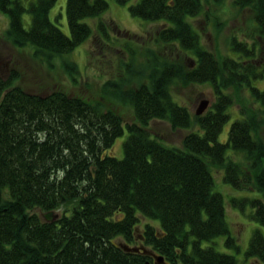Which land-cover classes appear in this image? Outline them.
Here are the masks:
<instances>
[{"label":"trees","instance_id":"1","mask_svg":"<svg viewBox=\"0 0 264 264\" xmlns=\"http://www.w3.org/2000/svg\"><path fill=\"white\" fill-rule=\"evenodd\" d=\"M56 1L0 0L8 18L4 35L46 61L66 57L94 32L110 47L122 38L121 71L102 92L127 103L134 120L125 122L101 100L26 91L13 69L0 74V264H155L150 253L118 241L142 244L170 264H237L233 253L214 245L224 235L225 246L240 251L213 166L225 183L247 192L229 196V203L255 222L245 256L264 263V88L254 82L264 77V47L260 52L258 37L231 35L230 52L222 56L203 44L191 20L204 15L209 21L210 5L223 0H133L132 15L158 22L151 43H137L142 36L129 32L131 38L112 36L114 25L103 16L108 0H66V32L49 15ZM231 2L253 12V35L264 39V0ZM63 61L66 70L77 69L75 61ZM183 82L210 85L214 99L202 113L174 97L172 85ZM231 87L247 89L251 105H239L219 140L235 100ZM155 118L187 128L182 144L154 136L148 125ZM125 127L119 157L108 149ZM49 210L58 216L45 220L41 211ZM140 215L157 224L140 227Z\"/></svg>","mask_w":264,"mask_h":264},{"label":"rangeland","instance_id":"2","mask_svg":"<svg viewBox=\"0 0 264 264\" xmlns=\"http://www.w3.org/2000/svg\"><path fill=\"white\" fill-rule=\"evenodd\" d=\"M109 6L103 16L114 25L110 29L112 36L127 38L131 34L141 35L135 37V41L151 43L149 36L158 26L157 21H150L140 16L132 15L129 11V4L133 0L125 3H119L115 0H108ZM210 20L207 21L204 15L192 18V23L201 31L203 44L212 50L217 56L225 55L230 52L228 47V38L231 35L238 37H258V49L261 52L264 47V39L257 36L252 25V11L249 8L240 9L232 4L231 0H223V4H212ZM50 18L56 22L64 31L68 32L66 20V0H57L49 11ZM215 16V22L213 18ZM28 15H26V18ZM112 22V23H111ZM8 25L6 14L0 11V74L6 76L12 69L18 74L15 83L24 90L45 94L53 90H61L68 94H75L89 100H101L106 107L112 108L120 113L125 122L134 120L131 107L121 101H114L107 98L102 92L103 83L116 77L121 71L118 56L120 52L119 45L121 39H116L114 46L110 47L107 43L98 38L94 32L83 42L74 47L67 56H57L52 61L40 60L32 54L30 46L17 47L4 35ZM118 25V26H117ZM118 27V28H117ZM251 34L249 35V33ZM252 38V37H251ZM250 40V38H249ZM262 54L257 53L259 58ZM64 57V58H63ZM64 59L75 61L77 69L70 72L64 67ZM255 84L264 88V77L256 79ZM234 93L235 100L231 107V116L224 124L218 139L224 140L227 137V131L233 118L237 115L239 105H251L250 96L247 89L230 88ZM237 91V92H236ZM174 97L180 102L188 105L194 112L199 101L203 98L208 99L209 103L214 99L212 89L208 83H175L172 85ZM238 95V96H237ZM148 128L150 132L164 143L181 145L187 128H172L167 120L152 119ZM259 134L264 137V124L259 129ZM127 135V129L118 136L108 152L117 156L123 155L122 142ZM237 157V155H236ZM212 171L215 179L216 189L222 191L225 198L226 219L229 222L230 230L240 245V251L234 248L226 247L224 244V235L215 240V247L218 250L233 253L237 258V264H264L256 257H246L244 254L250 233L255 227V222L237 208L229 203V196L233 194L247 193L244 190H235L228 183L223 181L222 169L213 166ZM43 212L41 211V215ZM151 222L157 224V221L140 215L139 226ZM264 233V227H261ZM121 239V238H118Z\"/></svg>","mask_w":264,"mask_h":264},{"label":"water","instance_id":"3","mask_svg":"<svg viewBox=\"0 0 264 264\" xmlns=\"http://www.w3.org/2000/svg\"><path fill=\"white\" fill-rule=\"evenodd\" d=\"M209 105V101L206 98H203L199 101L198 105L195 108V113L200 114L202 113L207 106ZM42 216L45 220H53L55 217L58 216V212H55L53 210H49L42 213ZM118 244L121 245L126 250H142L143 252L150 253L154 258L155 264H170L167 261L164 260V257L161 254H156L151 249L146 248L144 245H129L126 242L118 241Z\"/></svg>","mask_w":264,"mask_h":264}]
</instances>
